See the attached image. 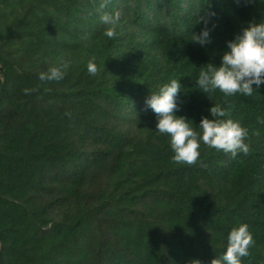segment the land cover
Returning <instances> with one entry per match:
<instances>
[{
    "label": "trees",
    "instance_id": "trees-1",
    "mask_svg": "<svg viewBox=\"0 0 264 264\" xmlns=\"http://www.w3.org/2000/svg\"><path fill=\"white\" fill-rule=\"evenodd\" d=\"M252 19L264 0H0V264H210L239 224L255 241L242 264H264V86L194 82ZM52 66L62 78L40 80ZM171 79L177 115L196 128L221 105L248 154L201 143L196 164L174 162L145 103Z\"/></svg>",
    "mask_w": 264,
    "mask_h": 264
},
{
    "label": "clouds",
    "instance_id": "clouds-1",
    "mask_svg": "<svg viewBox=\"0 0 264 264\" xmlns=\"http://www.w3.org/2000/svg\"><path fill=\"white\" fill-rule=\"evenodd\" d=\"M214 15V12H207L199 17L198 24L202 26L199 33L192 32L191 42L200 46L210 43L209 24ZM101 22L109 25L104 35L110 39L114 38L116 19L105 14L101 16ZM206 65V69L201 67L194 81L202 92L208 94L218 89L226 97L237 94L247 97L253 95L254 91L257 92L264 86V19L259 22L250 20L233 39L226 42L219 64ZM62 67L66 68L67 65ZM62 67H50L46 73H40L39 79H61ZM87 71L91 75L96 74L97 66L94 60L88 61ZM180 92L179 79H171L157 91L151 92L145 101L156 116V132L169 138L174 162L196 164L200 157L201 143L230 154L233 158L238 153L248 154L247 129L239 121L225 118L227 111L221 105L212 104L207 109L208 115L201 117L196 128L190 126L189 121L192 120L177 115L181 111ZM201 166L205 165L201 162ZM254 243L248 225L239 224L228 232L222 257L212 259L210 264H242L241 258L249 254V248Z\"/></svg>",
    "mask_w": 264,
    "mask_h": 264
}]
</instances>
